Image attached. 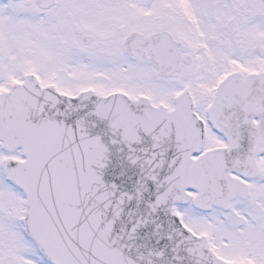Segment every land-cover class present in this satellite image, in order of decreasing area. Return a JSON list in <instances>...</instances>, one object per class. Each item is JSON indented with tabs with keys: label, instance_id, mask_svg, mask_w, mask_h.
<instances>
[{
	"label": "snow or ice",
	"instance_id": "6c2138e0",
	"mask_svg": "<svg viewBox=\"0 0 264 264\" xmlns=\"http://www.w3.org/2000/svg\"><path fill=\"white\" fill-rule=\"evenodd\" d=\"M0 264H264V0H0Z\"/></svg>",
	"mask_w": 264,
	"mask_h": 264
}]
</instances>
